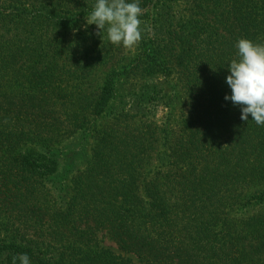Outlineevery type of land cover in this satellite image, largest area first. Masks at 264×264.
<instances>
[{"label": "trees", "instance_id": "trees-1", "mask_svg": "<svg viewBox=\"0 0 264 264\" xmlns=\"http://www.w3.org/2000/svg\"><path fill=\"white\" fill-rule=\"evenodd\" d=\"M95 2L0 0V264H264V126L225 100L264 0H139L131 49Z\"/></svg>", "mask_w": 264, "mask_h": 264}, {"label": "clouds", "instance_id": "clouds-1", "mask_svg": "<svg viewBox=\"0 0 264 264\" xmlns=\"http://www.w3.org/2000/svg\"><path fill=\"white\" fill-rule=\"evenodd\" d=\"M143 14L139 0H96L85 20L87 25H96V35L102 36V40L106 34L111 44L131 49L141 42L145 31L151 32L150 26L141 27L145 23L140 19ZM236 48L238 58L230 62V75L226 78L231 95L225 96V100L241 106L242 121L251 116L258 126H264V43L240 38ZM18 261L30 264L27 254L12 258V264Z\"/></svg>", "mask_w": 264, "mask_h": 264}, {"label": "rangeland", "instance_id": "rangeland-1", "mask_svg": "<svg viewBox=\"0 0 264 264\" xmlns=\"http://www.w3.org/2000/svg\"><path fill=\"white\" fill-rule=\"evenodd\" d=\"M82 28L85 29V30H89V31H95L97 29L96 25H87L86 24V20L82 23ZM93 78L96 81H99L100 82L101 81V74H98V73L97 74H94L93 75ZM172 83L175 84L174 82H172ZM172 83H168V82L166 83L164 80H159L158 81L159 87L160 88H163L164 91H166L168 93L172 91V86H171V85H173ZM181 108H182V105L176 111V113L174 115L179 114ZM160 116H163V114L162 113H159V115H157V119H158L157 121L161 123L162 117L160 118ZM93 144H94L93 140L90 139L87 142V144L86 143H81V141H76V142H74V143L71 144V147L73 148V150L77 151L78 154H80L79 150L80 151H84L86 149V146L88 145L87 151H89V149L92 148ZM83 147H85L84 150H83ZM78 159H79V157H78ZM84 159H85V154H82V152H81V160H77L76 165L77 166L80 165V163ZM97 242H98L97 245H99L100 247L102 246V247L108 248V249L114 251L118 255H123V253L120 252L118 246L109 237H106V236H104L102 234H99L98 235V241ZM123 256H126V255H123ZM128 257H131V258L134 259V257H132L131 255L128 256Z\"/></svg>", "mask_w": 264, "mask_h": 264}]
</instances>
